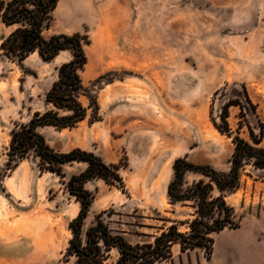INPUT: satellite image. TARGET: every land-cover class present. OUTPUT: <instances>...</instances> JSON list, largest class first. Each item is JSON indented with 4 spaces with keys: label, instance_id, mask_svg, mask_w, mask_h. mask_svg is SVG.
Instances as JSON below:
<instances>
[{
    "label": "rangeland",
    "instance_id": "obj_1",
    "mask_svg": "<svg viewBox=\"0 0 264 264\" xmlns=\"http://www.w3.org/2000/svg\"><path fill=\"white\" fill-rule=\"evenodd\" d=\"M11 30L0 20V44ZM74 33L89 39L81 77L97 97L101 119L90 123L89 109L73 129L38 132L58 152L81 149L120 165L125 185L85 184L94 201L83 236L100 213L133 245L154 244L173 224L187 232L183 223L193 218L192 203L171 204L167 195L174 160L227 172L235 135L251 144L255 137L264 148V0H59L43 36ZM70 59L69 52L51 62L37 53L22 64L0 57V264L75 262L66 252L80 204L66 183L86 164L65 165V178L41 171L33 152L16 167L7 164L12 131L52 108L46 93ZM243 86L256 110L241 118L239 107H230L229 137L212 119L220 123V107L229 98L245 104ZM80 101L88 106L86 97ZM201 178L208 181L186 173L185 187ZM225 201L239 228L211 235L214 264H264V170L246 166L240 187ZM118 258L112 250L103 264Z\"/></svg>",
    "mask_w": 264,
    "mask_h": 264
},
{
    "label": "trees",
    "instance_id": "obj_2",
    "mask_svg": "<svg viewBox=\"0 0 264 264\" xmlns=\"http://www.w3.org/2000/svg\"><path fill=\"white\" fill-rule=\"evenodd\" d=\"M58 3L59 0L0 1V20L12 28L0 44V57L22 64L33 53H37L44 62L53 61L61 52H69L71 55V59L58 68V78L46 93L45 101L52 108L44 113L36 112L28 124L12 131L7 164L16 167L33 152L39 159L41 171L62 178H65V165L74 162L86 164L82 172L71 175L66 183L69 193L80 204L77 217L69 225L72 238L66 252L67 256L75 258L74 264H103L113 249L119 254L116 264H160L171 259L172 247L176 244L180 245L183 253L201 250L205 252V259L210 261L215 243L211 235L225 229L239 228L233 208L225 201V194L233 193L240 187L246 166L264 170V148L257 147L261 141L252 137L251 144L235 135L231 167L227 172L217 171L210 165H195L186 158L174 160V177L168 184L167 195L171 204L192 203L193 218L183 223L188 226L187 232H180L177 225L173 224L155 238L154 244L132 245L122 234L113 232L102 220L100 213L95 217V224L89 226L83 236L84 221L94 201V195L85 188V184L100 179L121 190H124L125 185L120 165L106 164L99 156L81 149L58 152L38 132L41 127L73 129L87 118L89 109L92 111L90 123L101 119L97 97L84 85L81 77L87 65L84 46L89 44L88 37L80 33L55 34L49 38L43 36V32L51 26ZM220 94L218 90L213 96L211 113L212 105ZM242 95L245 104L238 98H229L220 107V123L212 119L214 127L221 134L232 136L228 122L230 107H239L241 118H245L247 109L255 113L256 105L245 86L242 87ZM81 97L88 99V106L82 104ZM188 172L200 174L208 181L201 178L185 187L184 178ZM215 189L220 193L217 196L212 195Z\"/></svg>",
    "mask_w": 264,
    "mask_h": 264
},
{
    "label": "crops",
    "instance_id": "obj_3",
    "mask_svg": "<svg viewBox=\"0 0 264 264\" xmlns=\"http://www.w3.org/2000/svg\"><path fill=\"white\" fill-rule=\"evenodd\" d=\"M165 191L166 190L164 189V192ZM120 234L123 235V233H120ZM176 245H174L172 247V257H171V259L163 261L160 264H214L212 258H211L210 261H207L205 259V257L202 254L203 251H201V250H192V251H188V252L183 253V252H181L180 247H179L180 255H179L178 259H176V252L174 251V248L176 247ZM113 250H116V249H113ZM116 252L118 254L117 250H116ZM197 252H198V254H197ZM118 256H119V254H118ZM220 264H230V263H220Z\"/></svg>",
    "mask_w": 264,
    "mask_h": 264
},
{
    "label": "bare ground",
    "instance_id": "obj_4",
    "mask_svg": "<svg viewBox=\"0 0 264 264\" xmlns=\"http://www.w3.org/2000/svg\"><path fill=\"white\" fill-rule=\"evenodd\" d=\"M12 227V226H11Z\"/></svg>",
    "mask_w": 264,
    "mask_h": 264
}]
</instances>
